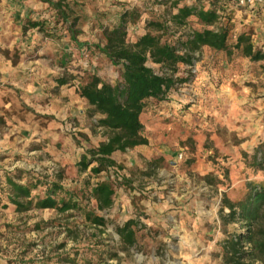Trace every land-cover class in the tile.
I'll return each instance as SVG.
<instances>
[{
	"label": "rangeland",
	"instance_id": "obj_1",
	"mask_svg": "<svg viewBox=\"0 0 264 264\" xmlns=\"http://www.w3.org/2000/svg\"><path fill=\"white\" fill-rule=\"evenodd\" d=\"M206 1L202 2L207 5ZM75 2L71 4L78 16L76 27L80 30L77 35L80 44L69 39L64 25L56 23L53 10L46 3L0 0V52L10 58L14 70V75L4 77L0 66V101L15 102L14 106L6 107L0 103V264H223V240L230 234L243 232L244 228L239 222L221 225L222 194L236 200L245 194L249 182H264V170L249 166L243 156V153H253L264 142V114L252 113L247 122L242 121L244 106L252 101L217 100L214 109L225 107L223 120L216 121L215 115H207L201 122L175 129L176 141L168 146L166 160L155 154L149 160H144L140 154L117 157L116 162L121 167L108 173L115 180L112 206L99 211L92 199L82 200L83 205L104 217L102 226L91 224L83 212L77 210L59 213L50 208H31L18 212L8 201L5 180L8 175L20 183L38 179L40 183L32 194L41 196L45 188L55 182L68 191L82 188L85 182L88 183L84 188L90 187L107 177L105 172L93 175L89 169L80 170L77 165L87 148L100 144L109 135L107 129L96 125L97 117L86 114L91 138L79 130V121L72 118L65 119L61 127L67 140H29L27 144L20 140L23 130H19V123L13 117L19 111L33 108L28 99L41 88L53 85V76L73 75L78 81L85 73L94 72L108 82L118 80V67L91 45L99 41L101 26H111L122 10L141 12L137 23L128 27L129 42L144 32L146 21L169 18L176 12L172 0ZM193 2L196 0L179 4ZM222 5L221 12L231 19V43L241 30L250 38L255 35L251 22L233 21V12L242 10L233 0H226ZM29 20L43 21L46 31L52 35L37 28L24 30ZM198 28L200 25L190 18L186 25L175 26L174 30L178 36ZM237 55L234 51L233 56ZM223 56L219 60H223ZM195 57L192 64L177 66L175 86L164 99L171 104V110L175 107L178 111L171 115L176 119V126L180 123L178 117L184 116L185 111L190 113L188 108L197 104L195 99L193 101L194 81L206 65H197L199 51L195 52ZM216 64L221 74L213 78L212 83L214 89H219L224 84L221 79L224 70L220 62ZM240 65L238 63V68H242ZM152 66L156 72H170L159 64ZM246 73L241 69V82L232 81L230 85L235 91L247 87L254 94L256 88L261 87L258 75L263 73L264 80V65H255L251 77ZM249 107V112L256 109L254 105ZM257 119L263 124L259 125ZM184 122L189 120L184 119ZM22 145L34 151L26 152ZM155 158L161 160L154 169L150 162ZM129 218L137 221V242L125 247L117 229Z\"/></svg>",
	"mask_w": 264,
	"mask_h": 264
},
{
	"label": "trees",
	"instance_id": "obj_2",
	"mask_svg": "<svg viewBox=\"0 0 264 264\" xmlns=\"http://www.w3.org/2000/svg\"><path fill=\"white\" fill-rule=\"evenodd\" d=\"M39 1L53 10L56 23L64 25L69 39L80 44L77 39L80 30L76 27L78 16L71 4L76 3L75 0ZM181 1L184 0H172L176 12L169 18L146 21L144 32L132 42L127 40V30L129 25L137 23L141 12L137 9L122 10L111 26H101L99 41L91 45L113 66L118 67L119 79L111 83L92 72L85 73L77 81L76 91L87 102L88 115L100 116L96 125L109 131L107 140L87 148L77 165L80 170L89 169L93 175L105 172L107 177L90 187L84 188L88 183L85 182L82 188L68 191L55 182L49 184L41 196L32 194L38 188V179L20 183L8 175L5 177L7 199L14 205L15 211L50 208L65 213L77 210L83 212L84 218L91 224L104 225V217L83 205L82 200L92 199L99 211L112 206L115 180L108 173L119 166L113 153H124L148 144L142 133L141 113L148 101H160L169 96L176 83L174 71L177 66L192 64L196 59L195 52L203 46L225 52L227 56L236 51L251 61L264 58V52L254 48L249 34L238 33L231 43V19L221 12L224 10L222 1L207 0L206 5L203 0H196L191 4L180 5ZM190 18H194L200 28L176 36L174 27L186 25ZM29 28H37L46 35H52L46 31L47 26L43 21L29 20L23 29ZM152 64H159L170 72L157 73ZM75 78L73 75L62 76L57 79V83L62 85ZM243 156L249 166L264 170V142L253 153H243ZM160 160H151V166L155 169ZM219 217L223 227L239 222L244 228L243 232L230 234L223 240V264H253L256 261L264 264V182H249L245 194L236 200L223 193ZM117 233L125 247L134 245L137 242V221L129 218L117 229Z\"/></svg>",
	"mask_w": 264,
	"mask_h": 264
},
{
	"label": "crops",
	"instance_id": "obj_3",
	"mask_svg": "<svg viewBox=\"0 0 264 264\" xmlns=\"http://www.w3.org/2000/svg\"><path fill=\"white\" fill-rule=\"evenodd\" d=\"M220 1L224 3L226 2V0ZM240 9H242L243 12L242 10L233 12V21L234 19H238V22L244 21L243 24L248 21L254 24L253 30L255 31V35H251V42L255 49H259L264 52V7L254 5L248 8L240 7ZM240 12L242 14H240ZM16 29L18 30L17 26ZM240 33L246 32L241 30ZM237 54V57H234L233 54L227 56L225 52L215 51L206 46L201 47L199 50L197 65L200 66L204 63L206 66L201 68L196 80L194 81L195 96H193V101L195 99L197 104L188 108L191 112L187 113L185 111L184 116L181 114V116L178 117L180 123L176 126V119L171 116L174 112L175 114L178 112L175 107L171 110L172 106L166 100L148 101L146 107H144L141 113V122L143 124L142 133L147 138L148 144L139 145L134 149L127 150L124 153L114 152L113 158L116 160L117 157L120 159L121 156L131 157V155L140 154L144 160H149L150 156L155 154L162 155V157L166 160L169 154L168 146L176 141V134L174 135L175 129L181 128L186 124H191V122H201L203 117H206L207 115H215V118L217 119L216 121L223 120L222 114L225 113V107L222 106L218 109H214V104H218L217 100L227 103H229V99L230 102L232 101L236 103L252 101L249 105H254L256 109H251L249 112V105L244 106L245 114H241V116L245 118L242 120L243 122H247L249 119L248 117L251 116L252 113L260 115L264 114L263 73L259 74L257 77L258 81L261 82V87H257L254 94L251 93L250 89L247 87H241L240 90L235 91V89L230 85L232 81L238 83L241 82L239 79V72L241 69H245L247 73L249 71V75L246 73V76L251 77L255 65H264V58L258 61H251L249 58L241 55L240 53ZM222 56L224 57L223 60H219ZM216 62H220L224 70V77H221L224 84L221 85L219 89H214V84L212 83V79H217L221 74ZM238 63L241 64L240 66H242V68H238ZM0 66L2 67L1 71L5 73L3 74L4 77H8V74L14 75L13 65L10 62V58L5 56L3 52H0ZM250 70H252V72H250ZM53 77V85L41 88L39 91L35 92V95L32 94L28 99L29 104L33 106V108L27 111H19L13 117V119L19 123V130H23V134H21L20 138L23 144H27L29 140L44 141V139H47L49 141V139L52 138L67 140V137L62 133L61 127L62 124L65 123V119L72 118L79 121V130L91 138L88 123L86 122V114H88L89 106L85 99L82 98L76 91L77 80L73 79L72 82L69 81L65 84L58 85L57 79L59 77ZM258 81L257 83L259 84ZM237 98H241L240 101ZM253 100H255V102H253ZM0 103H2L4 107L8 105L14 106L15 104L14 101H0ZM212 104L213 107L211 106ZM233 106L234 105H232V107ZM190 115L196 116V119L192 118ZM94 116L97 118L100 117L97 115ZM162 119L167 120L163 121ZM184 119L189 120V122L185 123ZM224 119L226 118L224 117ZM263 123L259 122L258 124L260 125ZM180 139L182 138L180 137ZM105 140H107V138L102 139V142ZM98 145L99 144H95V146ZM22 149L26 152L34 151L33 149L25 148L24 145H22ZM118 153H120V155ZM6 204L8 203L6 202Z\"/></svg>",
	"mask_w": 264,
	"mask_h": 264
},
{
	"label": "built area",
	"instance_id": "obj_4",
	"mask_svg": "<svg viewBox=\"0 0 264 264\" xmlns=\"http://www.w3.org/2000/svg\"><path fill=\"white\" fill-rule=\"evenodd\" d=\"M235 4L241 8H248L254 5L264 7V0H234ZM159 73V72H157ZM182 156H179L181 158Z\"/></svg>",
	"mask_w": 264,
	"mask_h": 264
}]
</instances>
